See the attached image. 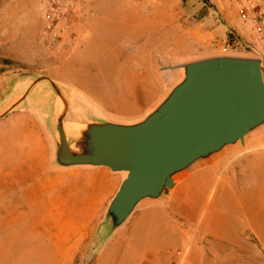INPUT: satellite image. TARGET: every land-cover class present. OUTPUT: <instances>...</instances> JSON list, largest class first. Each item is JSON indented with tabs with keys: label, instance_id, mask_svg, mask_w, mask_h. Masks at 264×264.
<instances>
[{
	"label": "rangeland",
	"instance_id": "1",
	"mask_svg": "<svg viewBox=\"0 0 264 264\" xmlns=\"http://www.w3.org/2000/svg\"><path fill=\"white\" fill-rule=\"evenodd\" d=\"M81 17L76 42L51 47L37 0H0V264H114L111 250L127 248L140 220L136 208L114 227L110 198L90 190L96 168L57 162L62 113L77 150L83 128L69 119L141 121L208 48L248 53L222 30L213 0H88ZM174 180L165 195L183 187L173 195L190 217L173 253L186 247L191 264H228L233 241L236 264H264V122ZM152 246L164 242L157 235Z\"/></svg>",
	"mask_w": 264,
	"mask_h": 264
},
{
	"label": "water",
	"instance_id": "2",
	"mask_svg": "<svg viewBox=\"0 0 264 264\" xmlns=\"http://www.w3.org/2000/svg\"><path fill=\"white\" fill-rule=\"evenodd\" d=\"M184 78L144 119L135 123L88 122L73 149L58 118L57 162L126 171L107 215L119 226L146 197L175 184L174 174L195 160L243 141L264 122L263 62L221 55L187 62Z\"/></svg>",
	"mask_w": 264,
	"mask_h": 264
},
{
	"label": "crops",
	"instance_id": "3",
	"mask_svg": "<svg viewBox=\"0 0 264 264\" xmlns=\"http://www.w3.org/2000/svg\"><path fill=\"white\" fill-rule=\"evenodd\" d=\"M228 1H229V6L227 5L228 6L227 7L226 0L225 1L213 0L215 5L219 9V12L222 15L226 16L222 24L223 26L222 30H224V28L227 27L228 28L227 32H230V34H232V36H234L237 39V42L254 41L255 32L253 30L252 24L249 22L242 21L241 18L236 13V11H234L230 7V0ZM253 1L261 9L264 10V0H253ZM81 15L82 13L77 19L76 28H78L81 24V18H82ZM226 40L227 39H225V41ZM221 55H241V56H249V57H258L262 59L264 57V55L261 56L251 51H248V53L243 51H229L217 47L215 49L208 48L204 53H201L198 56H196L195 59H203V58L221 56ZM179 75L182 76L180 79L181 81L185 76V71H183V73L181 71ZM38 83L40 82H37L35 85H33L31 90L36 88ZM15 90L18 91L17 87H15ZM91 121H96V120L69 119L68 122L73 127L76 126L79 129H82L85 128L87 123ZM212 154H210L209 156H211ZM209 156L203 158H208ZM73 165L92 166L96 168L93 169V171L101 175V178H98L95 174L94 175L89 174L92 176L94 183L92 186H90L91 193L98 195L102 194L104 196L103 197L104 199L110 198V201L113 195L115 194V192L117 191L121 181L127 175L126 171L123 170L115 171L110 167L102 166V165H93V164H73ZM73 165H63V166L69 167ZM181 190H183V187L177 186L175 187V191H172L169 195H165L167 191H163L158 197H146L141 201H139V203L135 206L134 210L136 208H139L137 211L136 219L139 218L140 220L138 221L137 225H134V228L132 229L131 234L128 237L127 248L120 250H113V251L111 250L110 252L111 257L114 258L113 261L114 264H134L137 260L139 261L138 264H166V260L167 257L169 256V252L173 253L172 252L173 249L171 250L169 248L171 246H175L182 238L183 234L185 233L184 228H182L181 226V221H180L181 217L182 216L184 218L190 217L189 210L184 211L183 209L178 207L180 204H182L181 202L185 200V198L183 196H178L176 198L173 195L174 193L183 194L184 192H181ZM129 216L127 217V219L129 218ZM151 221L152 222L154 221V224ZM156 222H159L161 225H163V229H159L157 227L159 224ZM123 223H121L119 226H114V227L116 228L118 227L120 229L121 228L120 226H122ZM157 235L159 236V239L164 242V247H162L161 249H156V248L154 249L152 246V243H154L157 240ZM104 253L105 251L103 252L102 255H104ZM172 256H174V253L172 254ZM121 259L123 260V262L120 261Z\"/></svg>",
	"mask_w": 264,
	"mask_h": 264
},
{
	"label": "built area",
	"instance_id": "4",
	"mask_svg": "<svg viewBox=\"0 0 264 264\" xmlns=\"http://www.w3.org/2000/svg\"><path fill=\"white\" fill-rule=\"evenodd\" d=\"M40 16L43 21L42 33L51 47L57 46L66 36L72 43L76 42V22L88 0H37ZM238 4L240 18L249 22L255 32V40L239 42L247 51L263 56L261 44L264 42V11L256 7L253 0H231ZM228 44L225 47L227 50ZM262 61L263 59L260 58ZM188 248L180 247L174 251L170 264H191L188 258Z\"/></svg>",
	"mask_w": 264,
	"mask_h": 264
},
{
	"label": "bare ground",
	"instance_id": "5",
	"mask_svg": "<svg viewBox=\"0 0 264 264\" xmlns=\"http://www.w3.org/2000/svg\"><path fill=\"white\" fill-rule=\"evenodd\" d=\"M231 230V229H230ZM233 242V241H232ZM231 241H229L228 243V255H227V258H228V264H236L235 262V259H236V256H235V249H234V245Z\"/></svg>",
	"mask_w": 264,
	"mask_h": 264
},
{
	"label": "trees",
	"instance_id": "6",
	"mask_svg": "<svg viewBox=\"0 0 264 264\" xmlns=\"http://www.w3.org/2000/svg\"><path fill=\"white\" fill-rule=\"evenodd\" d=\"M232 39H233V38H232V34H230V40L232 41ZM235 39H236V38H235Z\"/></svg>",
	"mask_w": 264,
	"mask_h": 264
}]
</instances>
